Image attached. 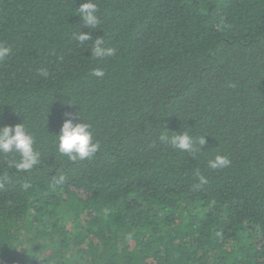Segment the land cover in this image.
<instances>
[{
	"label": "trees",
	"instance_id": "obj_1",
	"mask_svg": "<svg viewBox=\"0 0 264 264\" xmlns=\"http://www.w3.org/2000/svg\"><path fill=\"white\" fill-rule=\"evenodd\" d=\"M83 2L0 0V126L23 123L40 154L17 171L0 153V264H264V0H94L91 31ZM79 31L115 55L90 57ZM65 113L91 125L93 157L58 152Z\"/></svg>",
	"mask_w": 264,
	"mask_h": 264
},
{
	"label": "clouds",
	"instance_id": "obj_2",
	"mask_svg": "<svg viewBox=\"0 0 264 264\" xmlns=\"http://www.w3.org/2000/svg\"><path fill=\"white\" fill-rule=\"evenodd\" d=\"M76 12L82 21L84 27L90 31L97 29L100 24V18L96 14L98 6L94 0H86L76 8ZM89 32L79 31L74 35V39L79 43L93 40L90 49V57L103 58L105 56L115 55L116 49L105 47L103 36L92 38ZM12 52L9 46L0 43V61H4ZM40 75L46 77L48 75L45 69L40 70ZM92 75L95 77H103L102 69H94ZM66 118L62 122L56 137L57 150L61 155L67 156L72 162L85 160L93 157L100 149L98 141L93 140L91 125L85 122H75L71 113H65ZM171 132L164 130L158 137L160 142L169 143L174 148L183 152L192 154L196 150H201L202 146L206 144L205 136L193 138L189 132H172L169 136L166 133ZM34 137L26 131L23 123L15 125L0 126V153H10L15 151L19 154L18 161H12L10 167H14L17 171H30L40 162V154L34 149ZM231 161L227 156L216 155L214 159L208 161L210 169H222L230 166ZM198 175L201 184H206L207 179ZM66 176L61 173L55 178V183L58 185L64 184ZM29 185L25 184L23 187L27 188ZM2 187V185H0Z\"/></svg>",
	"mask_w": 264,
	"mask_h": 264
},
{
	"label": "built area",
	"instance_id": "obj_3",
	"mask_svg": "<svg viewBox=\"0 0 264 264\" xmlns=\"http://www.w3.org/2000/svg\"><path fill=\"white\" fill-rule=\"evenodd\" d=\"M2 264H6V263H2Z\"/></svg>",
	"mask_w": 264,
	"mask_h": 264
}]
</instances>
